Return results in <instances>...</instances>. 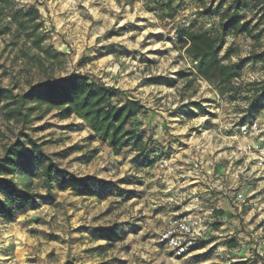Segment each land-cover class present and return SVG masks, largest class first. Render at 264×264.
Here are the masks:
<instances>
[{
	"label": "clouds",
	"instance_id": "obj_1",
	"mask_svg": "<svg viewBox=\"0 0 264 264\" xmlns=\"http://www.w3.org/2000/svg\"><path fill=\"white\" fill-rule=\"evenodd\" d=\"M211 2L70 0L65 4L64 0H11L3 7L5 18L0 19V27L11 24L8 17L15 12L35 8L39 12L37 22L43 21L39 33H47L50 37L43 41V47L47 49L51 45L59 58L52 68L35 71L24 62L14 63L7 54L0 56V64L4 65L0 68V88L11 90L9 100L15 98L26 117L17 119L10 126L7 139L0 138V164L5 163L4 148L19 139L24 150L34 154L33 173H40V179L30 189L28 183L21 182L19 171L14 175L0 171V179L14 181L21 190L40 194L33 196L37 204L42 199L54 202L52 207L44 206L19 216L15 224H5L0 217V250L9 245L17 250L14 256L0 253V264H25V257L35 258L33 264H65V261L68 264H99L100 257L91 251L96 243L95 233L110 229L124 235L138 225L143 226V232L137 236L128 235L125 243L136 245L133 252L139 264H147L149 258L153 264H159V259L164 257L153 245L166 238L170 239L164 252L175 250L179 255L210 235H219V239L212 242L219 243L240 229L243 230L239 233L243 237L241 248L246 245L248 250L235 259L249 260L257 252L264 257V229L253 233V226L248 224L249 217L240 211L239 193L247 188L252 173L245 171L246 163L235 166V161L241 157L245 161L258 159V167L264 173V137L257 140L259 132H264V115L251 130L242 121L249 105L256 99V93L254 90L242 91L239 99H230V92L218 91L214 87L215 81L209 82L201 75L200 60L179 43V31L189 29L195 21L198 30L211 38L222 37L226 41L224 50L229 46L239 49L230 59L224 57L223 50L217 54L221 68H231L243 57L264 51V39L257 43L243 33H225L222 16L200 17L199 13ZM254 3L255 8L248 13L249 19L252 16L259 19L257 13L264 15V0H254ZM82 17H86L83 22ZM122 25L128 27L121 31ZM261 27L264 28V24ZM113 29L120 34L105 35ZM15 33V25H12L13 35L4 37V42L11 40ZM157 48L160 53L155 51ZM165 50L167 55H164ZM31 51L35 52V49ZM251 67L249 63L245 68L243 82L264 81V62L256 64V74L248 71ZM5 71L7 77L3 75ZM185 73L191 74L197 85L195 88H185L187 80L181 79ZM146 77L158 78L165 84H175V87L148 84L137 87ZM73 80L82 82L83 87L111 91L113 94L101 105L105 111L120 110L130 103L142 105L124 128L141 134L145 156L156 161L152 167L137 168L130 163L120 166L128 149L117 152L101 142L91 119L78 110L79 101L83 99L78 91L70 97L71 106L64 105L71 115L61 118L64 113L54 106L57 101L49 103V100ZM209 96L211 101L206 99ZM7 102L0 100V117L8 111L4 107ZM6 125V121L0 123V131ZM41 125H47L42 132L39 130ZM65 125L83 130L73 131ZM90 134L95 138L92 142L85 139ZM72 145L79 150L71 155L64 152ZM225 145L229 148L217 154V150ZM94 148L98 149V154L92 151ZM142 149L132 151L128 159L138 156ZM257 149L259 156L255 154ZM76 157L93 160V163L82 164ZM218 165H222L219 171L216 170ZM49 170L50 184L46 174ZM122 175L129 178L138 192L146 193L142 201L125 203L122 196L113 195L101 203L95 198L77 195V184L99 187L111 181L115 189L124 190L129 184L115 183ZM5 200V193L0 191V201ZM141 204L143 207L138 210L137 205ZM109 205L114 211L100 218V213ZM160 206H163L162 214L153 216L152 210ZM220 209L232 212L233 218L214 215ZM181 212L188 215L182 220L174 219ZM35 216L41 217L42 223L22 224ZM215 220H226V231L221 230L219 234L213 231L211 225ZM80 224L86 225L87 230H77ZM31 228L56 234L61 243H48L43 235L28 236ZM146 233H151L152 238L148 244H140L141 236ZM53 247L56 249L54 259L45 255ZM121 247L122 244H117L108 258L118 256L121 261L129 260L130 264H135L133 257L119 250ZM145 250L148 256L144 255ZM216 251L221 257L220 264H233L231 255L238 250L222 246ZM191 255H185L180 264H193ZM169 264L177 262L169 261ZM259 264H264V259Z\"/></svg>",
	"mask_w": 264,
	"mask_h": 264
},
{
	"label": "trees",
	"instance_id": "obj_2",
	"mask_svg": "<svg viewBox=\"0 0 264 264\" xmlns=\"http://www.w3.org/2000/svg\"><path fill=\"white\" fill-rule=\"evenodd\" d=\"M9 3L10 0H0V8H3L5 4ZM250 7H252V3L249 0H232L231 3L228 2L225 6L219 5L214 7L207 5V7L203 8L201 13L205 15L214 14L222 16V18H224L222 28L225 33L230 31H234L237 34L243 33L251 37L252 40L260 41L264 37V28L261 27L263 24L261 18L263 19L264 15H260L259 19L254 16H252L251 19L245 17L243 11ZM19 13L22 19L19 21V25L23 29L26 27L27 21L34 22L39 16V12L35 8L29 9L28 12L20 11ZM253 20L256 22L253 23ZM40 25L41 24L36 23L34 29L37 30ZM28 35L32 34L29 33ZM43 39L44 36H39L36 40V45L41 47ZM180 41L184 47L189 49L195 58L200 60L199 69L201 75L209 82L215 81L214 85L218 91H228L231 93L237 90L234 79L238 77L239 62L233 64L231 68H221L217 60V54L223 50V45L226 43L222 37L213 39L206 32L190 27L187 30H183ZM47 52L53 57L57 55L56 52ZM228 56L229 51L225 50L224 57L228 58ZM249 59L264 61V51L254 52ZM250 87L253 88V90L255 89L259 96L249 105V108L246 110L247 115L242 117L243 122L253 120L255 114L260 110L262 105H264V81H254L250 83ZM74 91H78V94L83 96V99L79 101L78 110L82 115L91 119L93 127L100 135L102 141L107 142L108 145L117 152L129 147L133 150L138 148L142 149L141 134L136 133L133 129L125 130L124 128V125L140 111L142 105L130 103L120 110L105 111L101 105L113 94L111 91H101L99 89L83 87L82 82L73 80L65 84L62 91L58 95L53 96L52 100H49V103H52L53 100L57 101L54 106L61 109L64 113V115L61 116L62 119L71 115L69 109L64 107V105L69 104L71 106L70 97ZM27 95V93L24 94L25 97H27ZM10 97H12L11 90L0 88V100L8 101L4 105L5 109L8 111L3 115V119L6 122H16L17 119H25L24 113L20 111L19 102L15 98L9 100ZM58 115H60V112H58ZM4 151L6 153L5 163L0 164V171L7 175H14L19 171L21 182L28 183L30 189L34 177L40 176L39 171L33 173L32 164L34 162V154L32 153L31 157L32 164L26 162L23 159L25 155L23 152L24 148L19 139H17L15 144L5 147ZM139 155L143 156L142 165L144 167H152L156 163L155 160H149L147 156H145L143 149ZM9 157H15V159H9ZM37 163H39V161H37ZM46 174L49 176L48 183L50 184V170ZM65 182L73 183L72 181ZM108 185H110V183H107V186ZM109 187L110 186L107 188L110 190ZM77 189V195L86 194L92 196L98 194L97 187L90 186L89 184H77ZM0 191H3L6 196L5 201H0V216L6 220H13L18 212L35 204L33 196L36 194L32 193L30 190L19 189L14 181L0 179ZM115 191L121 196L130 194L127 190L118 191L116 189ZM215 213L221 214L222 212L221 210H217ZM215 225L218 227L220 224ZM114 236L115 231L110 229H100L94 235L96 239L105 240L108 243V247H112V243L116 241ZM99 264L108 263L100 262Z\"/></svg>",
	"mask_w": 264,
	"mask_h": 264
},
{
	"label": "rangeland",
	"instance_id": "obj_3",
	"mask_svg": "<svg viewBox=\"0 0 264 264\" xmlns=\"http://www.w3.org/2000/svg\"><path fill=\"white\" fill-rule=\"evenodd\" d=\"M252 3V7L246 9L245 11H243V14L245 17L248 18V13L251 12L254 8H255V3L254 0H249ZM11 2V0H10ZM65 4L70 3V0H64ZM222 3V4H220ZM228 0H219V2H217V0H212V2L208 5L210 6H219V5H227ZM10 4V3H9ZM9 4H5V6L9 5ZM20 11L15 12L14 14H12L10 17H8V19H10L11 24H5L2 27H0V56H3L5 54H7V56L13 60L14 63H20V62H24L29 66L30 70H35V71H45L47 69L52 68L54 65H56V61L59 58V54L57 53V55L55 57H53L52 55H50L47 51L49 52H54L52 51V46L49 45V47L46 49L43 47V41L45 39H49L50 37L48 36L47 33L41 35L39 33V29L41 27H43V21H38L39 16L37 18L36 21L32 22V21H27L26 23V27L23 29L21 28V26L19 25V21L22 20L20 17ZM62 15V14H61ZM257 15L260 16V13H257ZM200 17H204V18H212L215 17L217 15L214 14H210V15H205L202 14L201 12L199 13ZM18 17V18H16ZM256 17V16H254ZM4 12H3V8H0V19H4ZM86 19V17H82L81 18V22H83V20ZM262 23L264 24V17L263 19L261 18ZM41 24L40 27L36 30L34 29V25L35 24ZM12 25H15L16 28V33L13 36V38L11 40H9L7 43L4 42V37L7 36H12ZM128 25H122L121 27V31L125 28H127ZM195 29H198L197 27V22H193V25L191 26ZM184 29H181L179 31V43L182 45L180 38H181V34L183 32ZM29 33H31L32 35H28ZM120 32H118L117 30L113 29L112 31L106 33V36H114V35H119ZM149 35L151 36L152 33H149ZM39 36H44L43 41L41 42V47L36 45V40L38 39ZM264 39V37H263ZM256 41V40H254ZM257 43L259 41H256ZM31 49H35V52H32ZM226 50L229 51V56L228 58L230 59L232 56L237 55L239 52V49L234 48L233 46H229ZM155 51L157 53H160V49H155ZM223 51L225 52L224 48ZM164 55H167V51L165 50ZM237 62H239L240 67L238 69V77H236L234 79V84L237 87V90L233 91L230 93V99H239L240 98V94L242 91H250L253 90V88L250 87V83L254 82V81H249L247 82V84H245L243 82V76L245 74V68L247 67V65L249 63L252 64V67L250 69H248V71H250L252 74H256V72L258 71V69L256 68V64L259 62H264L263 60H257L254 61L252 59H249V56H245L242 59L238 60ZM4 65L0 64V68H3ZM3 75L5 77L8 76L7 71H5L3 73ZM182 80H187V83L184 85L185 88H189V89H193L195 88L197 85L196 83L193 82V79L191 78V74L190 73H185L183 76H181ZM237 81H240L239 83H237ZM144 84H148L150 86L155 85V86H167V87H175V84H165L163 81L158 80V78L155 77H146L144 80L140 81L139 84L137 85V87H139L140 85H144ZM14 87H17V85H14ZM201 87H205V85H201ZM215 87V85H214ZM255 91V89H254ZM256 93V99L258 98V93L255 91ZM207 100L211 101L212 97H206ZM264 104V103H263ZM205 115H209V113H204ZM58 115V113H57ZM264 115V105H262V107L260 108V110L255 114L254 119L256 120H260L261 116ZM5 120L3 119V116L0 117V123H3ZM15 123L14 121L11 122H7V125L5 126L3 131H0V138L3 139H7L6 133L11 131V125ZM205 123H207V121H205ZM47 127V125H41L40 126V131H44V129ZM64 127H68L70 129H72L73 131H82L83 129L77 127H73L72 125H65ZM231 130H229V135H231ZM85 139L89 140L90 142L94 141V137L90 134L89 136L85 137ZM102 143H106L108 145L107 142L102 141ZM109 146V145H108ZM110 147V146H109ZM229 148L228 145H225L222 148H219L217 150V154L219 153H223L225 152L227 149ZM128 151L125 153V159L123 162H121V167H124L126 164H131L132 166H135L137 168H141L144 167L142 165V159L143 156L138 155V156H132L131 160L128 159V157L131 155L133 150L132 148H127ZM79 149L77 148L76 145H72L71 148L69 149H65L64 152L68 153L69 155H71L74 151H78ZM233 150H234V146H233ZM93 152L98 154V149L94 148L92 149ZM25 153V155L23 156V159L26 162H29V164H32V152L31 151H27L24 150L23 151ZM85 156L88 155V153L84 154ZM76 159L82 163V164H87L90 165L91 163H93V160H82L80 157H76ZM246 163V168L245 171L251 172L252 173V178L249 179L247 181V188L243 191H245V193L247 195H249L251 198L255 199L258 201L259 203V207L257 208H252L250 206H246L243 207L240 211L243 212V214H245L246 216L249 217L248 219V224L252 225V232L253 233H257L260 232L262 229H264V187H261V184L264 183V173H261V169L259 167H257L255 165V163L253 161L250 162H246L242 159L236 160L235 161V166L238 167L240 166H244ZM33 166V164H32ZM259 173V174H258ZM40 179V176H36L33 179V184L32 187H34L36 185V182ZM108 183H110V190L107 188V183L100 185L99 187H97L98 190V194L96 195H78L80 197H85V198H95L97 200H99L101 203H104L105 200H107V198L109 196H113L116 195V189L114 188L113 182L109 181ZM117 184H129V187H127L124 190L129 191V195H125L123 196V201L125 203L131 202V201H135V200H143L144 196L146 195L145 192H138L136 190V188L134 186H132L131 182L129 181V178L126 175H122L119 179V181L115 182ZM36 195H40L38 193H35ZM101 194V195H99ZM54 204V202H52L50 199L48 200H41V202L39 204L35 203L31 206H28L27 209L20 211L16 214L15 218L13 220H6L3 219L5 224H15L19 218V216L21 215H25L27 212H36L38 211L41 207L44 206H48V207H52ZM143 207V205H137L138 210L141 209ZM179 208V205H177V209ZM162 210H163V206L157 207L155 209L152 210L153 216H159L162 214ZM114 211V208L109 205L107 208H105L101 213H100V218H104L106 215L111 214ZM75 218V217H73ZM139 219H144V217H139ZM29 223H36V224H40L42 223V218L39 216H35L32 218L31 221H23L22 224L26 225ZM77 230H87V226L84 224H80ZM243 231V230H242ZM141 232H143V226L142 225H138L136 228H134L133 230H131L128 234H124L123 235V239L118 241V243H112V247H108V243L104 242V241H98L95 240V246L94 248L91 250L95 255L100 257L99 263L100 262H108L109 264H130L129 260H124L121 261L119 259L118 256H113L110 259L108 258V254L110 252H113L114 250H116V245L117 244H122V247L119 249L120 251H123L126 255H128L129 257H133L135 260V264H139V259L134 257V252L133 249L136 245H134L133 243H125V241H127V237L128 235H132V236H137L139 235ZM28 236H32V237H36V236H40L43 235L47 240L48 243L51 244H60L61 243V239L58 235L56 234H49V233H44L42 228H31L28 230L27 232ZM211 236H217V235H211ZM152 238V234L151 233H146L144 236H141V239L139 241L140 244H148L149 239ZM229 237H226L223 240H220L219 243L215 244L213 247H208L202 251L197 252L196 254L191 255L190 259L193 262V264H220L221 261V257H219L217 255V249L219 247H226L225 242ZM241 240L243 239V237L240 238ZM105 246H107V252H103L102 250L105 248ZM153 247H155L158 251H160L162 253V256L164 258L159 259V264H169V261H175L177 262V264H180V262L183 260V257H177L175 256L171 251L169 252H164V248L165 246L159 242H157L155 245H153ZM103 248V249H102ZM229 248V247H227ZM230 249V248H229ZM231 249H235V248H231ZM237 249V248H236ZM238 251H235L232 253L231 258L233 259V264H259V261L261 259H264V257H260L259 253H255L253 258H250L249 260H244V259H235V257L237 256H243L244 252H246L247 246L245 245L244 248H238ZM16 248L13 245H9L7 248L0 250V253H2L4 255L7 256H14L16 254ZM45 255L49 258H55L56 255V249L53 247L51 249H49V251L47 253H45ZM144 255L148 256V252L145 250L144 251ZM35 258L32 257H25V264H33ZM65 264H68L67 261H65ZM147 264H153V261L151 260V258L148 259Z\"/></svg>",
	"mask_w": 264,
	"mask_h": 264
},
{
	"label": "crops",
	"instance_id": "obj_4",
	"mask_svg": "<svg viewBox=\"0 0 264 264\" xmlns=\"http://www.w3.org/2000/svg\"><path fill=\"white\" fill-rule=\"evenodd\" d=\"M222 167V165H218L217 166V171H219L220 170V168ZM192 187H195V185H192ZM99 195H101V194H99ZM116 195H118L117 194V192H116ZM121 196V195H120ZM123 197V196H122ZM186 202V201H185ZM179 209V208H178ZM221 210V214H217V213H214V215H217V216H224V217H228V218H233V213L232 212H229V211H225V210H223V209H220ZM1 217V216H0ZM4 219V218H3ZM227 223V221L226 220H215V221H213V231H215L217 234H219L220 233V231L221 230H225L226 231V229H225V224ZM215 224H220L218 227H216V225ZM240 231H242V229H240V230H237L236 231V233H234V234H232V235H230V236H228L229 238L226 240V242H225V245H226V247H229L230 249L231 248H240V246H241V237L242 236H240ZM114 238H116V241H114L113 243H118V241H120V240H122L123 239V235L122 234H119V233H117L116 231H115V236H114ZM94 239L95 240H98V241H104V242H106L105 240H103V239H96L95 237H94ZM219 239V235H217V236H209L208 237V239L207 240H204V241H199L198 243H197V245L190 251V253L193 255V254H196L197 252H199V251H202V250H204V249H206V248H208V245L209 244H212V247L215 245V244H217V243H212L213 241H216V240H218ZM244 248V247H243ZM103 249V248H102ZM104 249H107V246H105V248ZM103 249V252H107V250H104ZM2 253H5V252H2ZM188 255V254H187ZM103 263V262H102ZM108 263V262H107ZM109 264V263H108Z\"/></svg>",
	"mask_w": 264,
	"mask_h": 264
},
{
	"label": "built area",
	"instance_id": "obj_5",
	"mask_svg": "<svg viewBox=\"0 0 264 264\" xmlns=\"http://www.w3.org/2000/svg\"><path fill=\"white\" fill-rule=\"evenodd\" d=\"M257 121H259V120H256V119H253V120H251V121H246V122H244L247 126H248V128L251 130V129H253L255 126H256V124H257ZM261 137H264V132H259V134H258V136H257V140H259ZM262 147H264V145H262ZM255 154L257 155V156H259V150L257 149V150H255ZM240 159H242V160H244L245 161V158L244 157H241ZM250 161H253L254 163H255V165L258 167V159H249V160H247L246 162H250ZM238 167H240V165L238 166ZM239 199L242 201V203H241V205H240V210L243 208V207H246V206H250V207H252V208H257V207H259V203H258V201L257 200H255V199H253V198H251L249 195H247L246 193H245V191H240V193H239ZM188 202L186 201L185 202V204H187ZM188 215V213H184V212H181L180 213V215H179V217H177V218H174V219H183L185 216H187ZM212 224H213V222H212ZM211 227H212V229H213V225H211ZM175 235V234H174ZM168 239H170V238H166L165 240H163V241H158L159 243H161V244H163L164 246H166V244H167V240ZM199 242V241H198ZM197 242V243H198ZM197 245V244H196ZM196 245H193V246H190L184 253H181V254H179V255H177L176 254V251L175 250H173V251H171L175 256H177V257H184L185 255H187V254H189L190 253V251L196 246Z\"/></svg>",
	"mask_w": 264,
	"mask_h": 264
}]
</instances>
